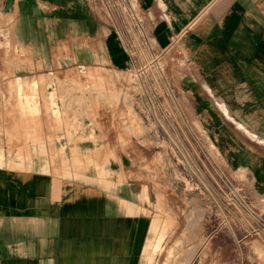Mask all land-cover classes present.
<instances>
[{
  "label": "crops",
  "instance_id": "1",
  "mask_svg": "<svg viewBox=\"0 0 264 264\" xmlns=\"http://www.w3.org/2000/svg\"><path fill=\"white\" fill-rule=\"evenodd\" d=\"M135 4L144 35L129 29L119 36L96 0H0V14L10 15L9 23L1 20L0 27L26 57L25 64L16 60L18 67H34L35 50L50 64L62 46L71 43L81 57L83 45L97 49L105 31L122 49L112 37L104 41L112 64L119 68L129 62L135 65L131 50L144 47L157 53L182 40L190 56L188 78L201 84L203 97L219 112V121L206 113L205 128L222 141L225 157L230 151L234 165H253L250 176L258 186L256 195L264 197V0H135ZM126 58L124 67L116 64ZM216 99L236 129L220 117L226 118L214 104ZM61 144L77 147L66 139L54 147ZM13 146L6 139L0 141L4 150L0 264H150L148 252L158 243L154 233L162 223L147 215L141 174L136 180L123 173L122 183L115 177L92 178L81 170L52 165L49 155L43 158L39 150L53 147L46 141L19 146L21 161L5 154ZM42 164L46 171L40 169ZM252 224L254 233L244 234L248 223L241 222L233 232L224 229L230 224L219 225L197 246L188 239L184 264H264V228L258 221Z\"/></svg>",
  "mask_w": 264,
  "mask_h": 264
},
{
  "label": "rangeland",
  "instance_id": "2",
  "mask_svg": "<svg viewBox=\"0 0 264 264\" xmlns=\"http://www.w3.org/2000/svg\"><path fill=\"white\" fill-rule=\"evenodd\" d=\"M1 20L8 24L10 15L0 14ZM109 37L118 46L105 31L97 49L83 45L81 57L71 43L50 64L35 50V66L18 67L16 60L25 64L26 57L0 27V141L14 145L5 154L21 161L19 146L46 141L53 147L38 150L56 167L119 183L123 173L136 180L141 174L147 215L162 223L154 233L158 243L148 252L150 264H184L187 240L197 246L221 224L233 232L246 222L244 234L254 233V220L264 228V197L256 195L250 176L254 167L234 165L230 151L225 157L222 141L205 128L206 113L219 121V112L203 97L201 84L188 78L183 41L157 53L140 47L131 54L135 65L119 68L104 45ZM126 61L115 62L124 67ZM214 104L225 115L218 99ZM220 117L236 129L226 115ZM62 139L77 147H54Z\"/></svg>",
  "mask_w": 264,
  "mask_h": 264
},
{
  "label": "built area",
  "instance_id": "3",
  "mask_svg": "<svg viewBox=\"0 0 264 264\" xmlns=\"http://www.w3.org/2000/svg\"><path fill=\"white\" fill-rule=\"evenodd\" d=\"M103 10L106 19L112 29L119 36H124L125 32L137 31L144 35L142 17L138 14L135 0H96ZM133 55L135 52L130 51Z\"/></svg>",
  "mask_w": 264,
  "mask_h": 264
}]
</instances>
